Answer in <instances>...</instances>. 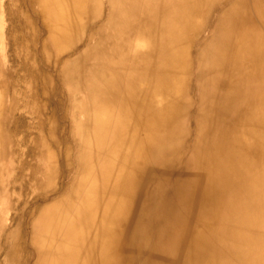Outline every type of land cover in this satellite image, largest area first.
Masks as SVG:
<instances>
[{
  "label": "bare ground",
  "instance_id": "1",
  "mask_svg": "<svg viewBox=\"0 0 264 264\" xmlns=\"http://www.w3.org/2000/svg\"><path fill=\"white\" fill-rule=\"evenodd\" d=\"M0 264H264V0H0Z\"/></svg>",
  "mask_w": 264,
  "mask_h": 264
},
{
  "label": "rangeland",
  "instance_id": "2",
  "mask_svg": "<svg viewBox=\"0 0 264 264\" xmlns=\"http://www.w3.org/2000/svg\"><path fill=\"white\" fill-rule=\"evenodd\" d=\"M21 134H22V132H21Z\"/></svg>",
  "mask_w": 264,
  "mask_h": 264
}]
</instances>
